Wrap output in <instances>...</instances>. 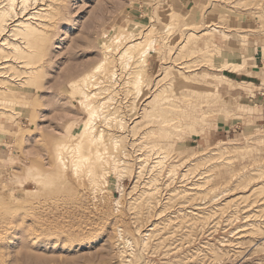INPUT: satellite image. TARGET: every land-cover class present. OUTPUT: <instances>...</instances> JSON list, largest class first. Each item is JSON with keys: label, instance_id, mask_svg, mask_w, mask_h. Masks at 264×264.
Returning <instances> with one entry per match:
<instances>
[{"label": "rangeland", "instance_id": "1", "mask_svg": "<svg viewBox=\"0 0 264 264\" xmlns=\"http://www.w3.org/2000/svg\"><path fill=\"white\" fill-rule=\"evenodd\" d=\"M46 2H53L59 14L51 21L43 61L34 65L40 67L39 71L33 85L20 77L21 81H11L14 91L9 97L15 100L6 106L8 111L0 110L5 114L3 119L0 115V264H119L121 231L133 239L135 247L138 245V250L130 251L136 264L145 260L153 264H209L204 252L197 255L207 250L213 251L216 264H264V127L257 121L258 99L243 98L234 86L226 89L224 81L225 69L234 70L230 68L233 65L240 71L254 48L264 47V0H197L182 12L180 0ZM169 23L172 27L168 31ZM141 29L158 38L156 48L162 58L151 57L145 67L133 66L148 83L143 96L135 100L136 92L125 79L114 85L118 86L115 89L98 78L97 90L102 92L93 88L91 91L99 95L92 102L109 100L112 105L107 102L108 108L116 110L112 117L129 122L133 135L162 130V147L168 153L166 165L177 164L180 176L189 162L191 172L201 175L203 171L199 178L197 173L189 177L190 186L198 183L204 188L189 203L198 202L200 197L210 200L214 197L211 191L232 190L210 206L230 201L227 210L211 218L207 211L200 217L202 222L220 221L219 228H184L180 235L196 234V240L180 241L183 252L179 255L166 254L155 242L148 252L143 249L141 232L156 219L147 213L145 188L154 180L163 187L170 184L167 188L179 183L160 174L157 167L151 168L155 165L153 157L146 166L134 158L137 148L130 143L133 137L124 138L126 130L105 122L102 116V120L97 118V132L104 131V141L110 144L108 159L115 158L110 138L122 135L120 151L127 148L135 152L128 161L135 177L145 166L137 183L129 173L118 180L117 172L108 167V183L92 184L86 171L76 173L70 161L64 169L57 161V143L73 145V134L87 116L79 101L82 91L73 86V81L101 64L105 37L118 31L136 34ZM34 49L38 55L39 49ZM118 64L121 73L123 64ZM182 77L192 78L188 81L191 88L184 87ZM157 97L180 105L179 113L163 115L171 120L168 124L142 119L144 103ZM221 122L232 123L233 129L216 132ZM253 190L256 193L252 196ZM242 195L247 196L245 204L238 201ZM172 198L171 203L177 201ZM257 199H263V204L253 205ZM247 206L260 210L262 216L257 224H244L249 226L244 227L246 236L242 240L246 244L240 257L236 253L239 249H235L239 241H234L230 233L241 224ZM234 216L239 221L230 224L229 218L237 219ZM257 241L260 244L253 246Z\"/></svg>", "mask_w": 264, "mask_h": 264}, {"label": "bare ground", "instance_id": "2", "mask_svg": "<svg viewBox=\"0 0 264 264\" xmlns=\"http://www.w3.org/2000/svg\"><path fill=\"white\" fill-rule=\"evenodd\" d=\"M52 3L53 2L45 3V0H0V78H4L3 80H5L4 83H2L3 85L0 86V89H3L0 90V106H2L0 108L1 111H8L6 109L9 106L8 104L15 100L9 97L14 91L9 85L11 81H21V79H25L24 82L26 84L31 83L33 85V77L37 75L40 68L38 66L36 68L34 65L43 61L44 56L42 50L45 48L47 42H49L48 31L51 21H53L54 17L59 14V9L57 7H54L53 9ZM31 6H33V10H30ZM171 27L172 23H169L167 25V30L169 31ZM214 29L217 31V28ZM103 42V61H101V64L99 63L100 65H97L94 70L92 69L93 71L85 73L82 77L73 81V86L81 89L82 91L83 96L79 101L84 112L87 113V116L85 117L83 124L81 126H78L76 133L73 134L72 138L76 140L73 145H69L67 144V142L60 144L57 143V161L64 169L66 168L67 163L70 161L76 173L86 171V174L92 184H98L102 181L103 183L107 184L109 175L111 173V171L108 170V167H112L113 170L117 172L118 176L120 177L118 178V180L123 176H126L125 173H129L133 178L135 177V175L133 174L130 167L131 163L128 162L130 161L129 158L133 156L132 154L137 152L134 158L139 160V162H142L145 166L147 165L146 163L153 157V159L155 160V165L151 168L157 167L160 174L169 175L167 177H169L170 180H177V183L179 184L177 185V187L167 188V186H169L170 184H168L167 186L164 185L163 187L161 184H157V180H154L153 183H146L149 185H147L148 187L144 190V195L146 196L148 203L147 213L150 215V217L156 219L152 222H149L150 224L147 226V228L143 229V231L141 232V240L144 244L143 249L148 252V247H152L151 244L155 242L156 246L159 249L163 247L164 250H166V254L171 253L179 255V252H183V249L182 251H180V241L184 243L185 241L192 242L196 240V234L191 235V237H189L190 235L185 234L180 235V233L183 232L184 228L190 227L191 225H198V228L200 226L204 227V225H206L209 230H212L213 228L217 230L219 228L220 221L214 223V221L212 222L209 219L207 220V222H202V218L200 217L202 213H206L207 211L209 212L210 218L213 217V214L217 216V214L225 211L227 205L230 204V201L220 204L219 206H210H212L213 200L216 201L224 196H228L232 190L223 189L219 193H214L211 191L210 196L214 195V197L210 198V200H207V197H200L198 198V202L189 203V200H196L200 192L204 191V188L203 186H198V183L191 184V186L189 185V177L191 176V174L197 173L191 172L190 167L192 166V164H190V162V167H188L189 165L187 164V170L185 169L186 172L183 171L185 173H182L181 176L179 172H177V164H172L169 167L166 165L167 161L165 162V160H168V153L162 147L161 143L162 139H165L164 136H161V133L163 131H155L154 129H150L147 132L140 133V136H138V134H134V136L132 133V131L134 132V130L131 129L129 122L125 123L124 119L117 120V117H112L113 115L115 116L116 110H113V112L108 108L109 100H106L108 103L102 102L101 99V103L99 104L92 102V99H95V96L99 94L91 90L95 88L96 91H99L97 90L100 85L99 82L105 80V82L109 85H107L108 87L115 88L118 86L114 87V85H119L121 81H123V79H125L126 84H132L135 90L134 92H136V98L134 97V99L137 100L138 98L143 96V90L148 86V83L143 79L142 74L140 73L141 71H135V67L133 66L143 65V67H145L151 57L156 59L161 58L159 50L156 48V45H158V38L153 36V32H144V30L141 29L136 34L133 32L126 34L123 31H118L114 34H111V36L105 37ZM34 48L39 49L40 53L38 55L34 52ZM35 54L37 56H35ZM119 61L123 64V68H121L123 70L121 73H119V70L117 68V64ZM17 68L19 69L17 70ZM230 68L236 70L237 67L232 65V67ZM139 69L140 68H138L137 70ZM176 75L178 76V74ZM19 77L21 79H19ZM98 78L102 80L97 82ZM182 80L183 84H186L184 85V87L191 88V85L188 84V81L192 80L191 77L183 78ZM1 82L2 81H0V83ZM105 90L106 89H103V91ZM100 91L102 92V89H100ZM106 91H108V89ZM131 93L133 92H130V94ZM112 99L113 98L111 97V100ZM152 101L153 103H150ZM150 102L146 104L144 103V106L142 108V119L144 121L148 120L150 121V123L160 122L168 124V121L171 122V120L162 118L163 115L180 112V105L174 104V101L172 102L167 98L160 99V97H157ZM110 103L109 105H112ZM107 108L109 110H105ZM133 109L134 107H132V110H130V112H133ZM0 115L3 119L5 114L0 113ZM101 116L103 117L105 122H113L115 123L113 125H118V128L122 129L123 131L126 130L124 131L126 133V137L124 138L133 137L130 139V143L133 147L135 146L137 150L135 152H130V150L125 148L120 151L122 135L112 136L110 140L113 142L112 151L115 152V155L113 156L115 158L110 161V156H107L109 155L108 148L110 150V144L108 145L104 141V131H100L99 128L100 132H97V118H101ZM114 127L116 128V126ZM108 139L109 138L107 136L106 141H108ZM101 147H103V150L101 149ZM146 147H149V150ZM184 163L185 162L181 164V167L184 165ZM145 166L141 168L140 172L134 178L135 183H137V181L139 180ZM202 172L201 175L200 173H197L196 176H202ZM158 180H160L159 177ZM109 186L111 187L112 184H110ZM184 187L186 189L182 190L184 189ZM254 191L255 190H253V192L251 193L252 196L256 193V191L255 193ZM172 197H175L177 201L171 203V200L173 199ZM237 198L239 199L238 201H241L240 203L243 202L245 204L247 196L242 195ZM180 200L182 202H180ZM118 204L119 201L116 203V205ZM254 204L262 205L263 199L255 200L253 205ZM250 207L247 208L248 210H245L244 213L246 216L244 215L245 217L241 219V224H238L236 226L237 228L235 227V229L232 228V231L230 233L231 237L234 238V241H239L237 243L239 246L236 245L237 247L235 249H239L236 253H238V256L240 257L244 253L246 244L242 240L246 236V229L244 227L257 224V221H259L260 217L262 216L260 214V210H253L254 208L251 209L252 207ZM256 208L259 207L256 206ZM210 209L212 211H210ZM236 216H234L233 218H235ZM238 218H229L230 224L238 222ZM200 221L202 223H199ZM226 221L227 220H225V223ZM250 222H252V224H250ZM224 227H226V225ZM261 232L264 235V231ZM119 236L120 237L118 238V240L121 238V241H118L119 244L117 245L119 264H136L137 261L136 259H134V257L131 258V253L135 251V249L138 250V245H136L135 247L133 239L126 235L124 236L122 231L119 233ZM261 239H264V237ZM175 243L177 244V246L172 250H169V248H171V246L173 247ZM258 244H260L259 241H257V243H255L253 246H258ZM130 251L132 252L130 253ZM203 252L205 253V259L208 260L209 264H216L214 260L217 259L214 256L212 250L200 251L197 253V255ZM138 264L153 263L151 261L145 260L144 262H140Z\"/></svg>", "mask_w": 264, "mask_h": 264}, {"label": "crops", "instance_id": "3", "mask_svg": "<svg viewBox=\"0 0 264 264\" xmlns=\"http://www.w3.org/2000/svg\"><path fill=\"white\" fill-rule=\"evenodd\" d=\"M197 0H180L181 12L188 8L190 2H196ZM195 4V3H194ZM234 64V63H231ZM242 66V64H239ZM224 72L226 80V89L231 85L237 91H241L243 98L258 99V122H262L261 126L264 127V47L257 45L254 48L253 54L246 60V64L242 66L240 71L225 69ZM228 86V87H227ZM229 90V89H228ZM233 91H231V94ZM231 96V95H230ZM229 97V96H226ZM234 96L232 95V98ZM238 98V97H236ZM218 125L216 132H228L233 129L232 123L221 122Z\"/></svg>", "mask_w": 264, "mask_h": 264}]
</instances>
